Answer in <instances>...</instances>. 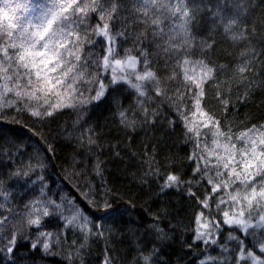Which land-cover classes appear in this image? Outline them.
I'll use <instances>...</instances> for the list:
<instances>
[{"label": "snow or ice", "instance_id": "obj_1", "mask_svg": "<svg viewBox=\"0 0 264 264\" xmlns=\"http://www.w3.org/2000/svg\"><path fill=\"white\" fill-rule=\"evenodd\" d=\"M216 37L231 45L230 60L212 58ZM130 40L138 46L126 47ZM257 63L264 65V0H0V153L11 161L8 187L27 190L13 203L0 177V264H86L90 242L111 238L105 224L139 222L135 201L108 186L98 157L99 185L86 168L66 175L84 181L73 184L79 196L54 195L45 175L54 153L43 132L49 120L71 109L79 124L112 105L129 131L180 129L191 176L175 170L178 157L162 165L151 147L140 156V183L153 178L158 197L175 190L195 202L187 247L204 250L199 264H264V119H231L260 86ZM122 98L133 104L124 108ZM91 131L79 138L89 150L99 147ZM25 137L47 146L45 158L37 149L18 159ZM13 146L15 157L4 151ZM159 219L150 228L165 241ZM213 247L219 255L208 254ZM162 256L159 246L139 248L130 264H162ZM101 264H117L107 248Z\"/></svg>", "mask_w": 264, "mask_h": 264}, {"label": "trees", "instance_id": "obj_2", "mask_svg": "<svg viewBox=\"0 0 264 264\" xmlns=\"http://www.w3.org/2000/svg\"><path fill=\"white\" fill-rule=\"evenodd\" d=\"M124 2L130 3V0H124ZM199 31L205 39L208 38L209 34L206 30L199 29ZM216 39L219 43L212 58L214 60L219 58L221 63L230 60L225 50H231V45L223 41L221 37H216ZM125 46H138V42L130 40ZM256 68L257 72H264V65L261 63H257ZM257 83L260 86L252 90V95L247 102L242 105L237 104L239 111L231 117L234 124L242 126V122L264 119V75H261ZM233 102L235 103V100ZM132 104L131 98H122L124 108ZM27 119L25 117L26 121ZM77 119L76 111L65 109L50 119L43 128L47 141L54 147V153L49 154L50 159L45 170L52 193L79 196L73 184L83 185L84 181L70 182L66 175H70L74 170H85V168L88 172L87 179L99 185L100 178L92 172V166L98 157L103 163L108 186L125 199L135 201L134 211L136 216L140 217L136 224L130 223L127 217L120 222L105 224V227L110 229L111 238L90 242L84 257L86 264H101L105 248L115 258L117 264H130L139 248H147L150 251L153 246L160 247L163 253L162 264H199L198 258H203L204 250L200 247L192 249L187 247L192 242L190 225L196 208L195 202L186 197L182 191L175 190H170L168 194L158 197L156 195L157 185L153 178H149L148 185L140 183L143 176L140 156L151 147L155 148L157 158L162 165L167 160L178 157L179 159H176L174 164L175 170L185 178L191 176V165L185 160L189 148L181 140L180 129L177 128L175 132H171L166 125L158 123L155 127L138 126L135 132L129 131L120 124L114 105L89 112L88 117L81 120L79 124ZM3 127L21 132L18 125L4 124ZM89 129L92 130L90 134L99 145V147L93 146L92 150L88 149L86 141L82 145L79 139L82 135L86 137ZM21 134L24 135V133ZM5 135H10V133H5ZM21 143L24 146V155L18 157L20 161H26L30 156L35 157L37 149L41 150V158H45L43 155V150L47 147L45 144L32 143L27 137ZM4 151H12L14 157L16 156L15 146L11 149L5 147ZM117 152L120 153L119 156L116 155ZM0 161H2L0 177L4 178L6 190L15 198L13 203L25 200L27 190L19 183L14 187H8L12 184V181L8 179V173L11 171L8 165L11 161L6 160L2 153H0ZM82 166L85 167L82 168ZM157 215L160 219L155 222L170 237L165 241L158 240L150 228L154 222L153 216ZM55 223L54 221L53 224ZM72 238L70 234L69 240ZM207 252L217 256L220 250L213 247ZM50 259L51 264H61L59 257Z\"/></svg>", "mask_w": 264, "mask_h": 264}]
</instances>
